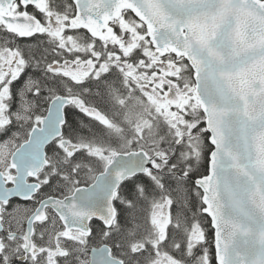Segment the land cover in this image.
<instances>
[{
  "label": "snow or ice",
  "instance_id": "snow-or-ice-1",
  "mask_svg": "<svg viewBox=\"0 0 264 264\" xmlns=\"http://www.w3.org/2000/svg\"><path fill=\"white\" fill-rule=\"evenodd\" d=\"M0 264H264V0H0Z\"/></svg>",
  "mask_w": 264,
  "mask_h": 264
}]
</instances>
